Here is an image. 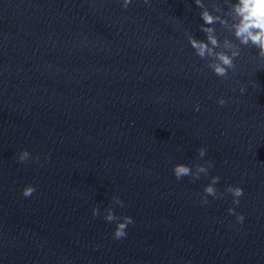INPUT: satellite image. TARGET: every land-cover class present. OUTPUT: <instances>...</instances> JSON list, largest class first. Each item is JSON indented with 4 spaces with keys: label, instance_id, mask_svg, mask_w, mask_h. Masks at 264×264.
<instances>
[{
    "label": "clouds",
    "instance_id": "obj_1",
    "mask_svg": "<svg viewBox=\"0 0 264 264\" xmlns=\"http://www.w3.org/2000/svg\"><path fill=\"white\" fill-rule=\"evenodd\" d=\"M195 5L201 9L199 16L203 23L199 25V30L205 35V39H197L192 34H186L187 40L195 54L202 60L207 61V67L212 72L222 78L227 79L229 70H234L236 65L234 59L240 55V49L232 44L228 39L223 42V48L226 51H217L221 48L220 39L216 35V28L213 25L219 24L222 27L230 28L235 38L241 45H248L251 43L258 49V57L264 59V0H235L231 3V12L233 14V22L229 25L228 21L222 18L220 15H214L213 11L217 9L209 10L203 3V0H194ZM131 3V0H122V7L127 8ZM147 4L148 0H144ZM244 89L241 88V92ZM217 103L220 106L226 104L224 98H220ZM197 110L199 106L197 105ZM198 155L204 157L206 155V149L200 147L197 149ZM30 157V153L27 150L20 152L18 160L21 163L27 162ZM38 159V157H37ZM212 166V163L206 162V164H196L189 166L183 163H177L173 166V173L177 180L183 177L190 176L193 180L199 179L201 174H207L208 169ZM194 168V170H193ZM220 180L219 176H212L211 181L203 189L204 197L201 199V203L207 204V197L219 198L222 194H218L217 189L214 187ZM35 191L34 186L28 185L22 190L24 197L31 196ZM226 192L230 193L233 197V204H239V198L244 194L243 189L239 186L229 185ZM115 204L123 206V202L118 197H113ZM230 214H235L238 222L243 223L244 216L235 213L233 208H229ZM92 215L95 217L99 215V209L94 207L92 209ZM104 219L108 222L117 221L115 230L113 232V239L120 240L126 237V228L134 221L130 216L117 217L111 207L105 209Z\"/></svg>",
    "mask_w": 264,
    "mask_h": 264
}]
</instances>
